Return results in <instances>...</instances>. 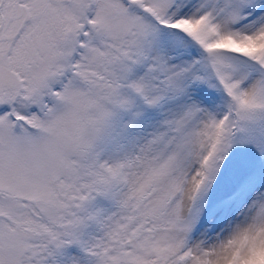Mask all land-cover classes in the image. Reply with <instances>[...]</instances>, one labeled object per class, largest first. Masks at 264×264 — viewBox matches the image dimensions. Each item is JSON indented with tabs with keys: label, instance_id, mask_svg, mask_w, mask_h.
Segmentation results:
<instances>
[{
	"label": "snow or ice",
	"instance_id": "6c2138e0",
	"mask_svg": "<svg viewBox=\"0 0 264 264\" xmlns=\"http://www.w3.org/2000/svg\"><path fill=\"white\" fill-rule=\"evenodd\" d=\"M0 264H264V0H0Z\"/></svg>",
	"mask_w": 264,
	"mask_h": 264
}]
</instances>
